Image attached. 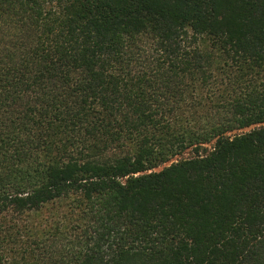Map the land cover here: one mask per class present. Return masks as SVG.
Returning a JSON list of instances; mask_svg holds the SVG:
<instances>
[{
    "label": "trees",
    "instance_id": "obj_1",
    "mask_svg": "<svg viewBox=\"0 0 264 264\" xmlns=\"http://www.w3.org/2000/svg\"><path fill=\"white\" fill-rule=\"evenodd\" d=\"M0 264H264V0H0Z\"/></svg>",
    "mask_w": 264,
    "mask_h": 264
},
{
    "label": "rangeland",
    "instance_id": "obj_2",
    "mask_svg": "<svg viewBox=\"0 0 264 264\" xmlns=\"http://www.w3.org/2000/svg\"><path fill=\"white\" fill-rule=\"evenodd\" d=\"M184 155H190V152H188V153H186V154H184Z\"/></svg>",
    "mask_w": 264,
    "mask_h": 264
}]
</instances>
